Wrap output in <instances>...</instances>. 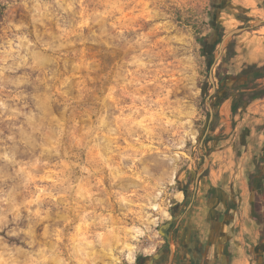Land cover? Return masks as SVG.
<instances>
[{"label": "rangeland", "instance_id": "1", "mask_svg": "<svg viewBox=\"0 0 264 264\" xmlns=\"http://www.w3.org/2000/svg\"><path fill=\"white\" fill-rule=\"evenodd\" d=\"M258 20L264 0H0V264H146L177 227L206 264H264V98L234 117L216 90L264 65Z\"/></svg>", "mask_w": 264, "mask_h": 264}, {"label": "trees", "instance_id": "2", "mask_svg": "<svg viewBox=\"0 0 264 264\" xmlns=\"http://www.w3.org/2000/svg\"><path fill=\"white\" fill-rule=\"evenodd\" d=\"M207 38L202 40L203 49ZM205 50V49H204ZM228 48V52L230 51ZM231 52V51H230ZM220 76V88L218 91L225 88L224 82L231 76L230 73L223 69L222 64L218 66L216 71ZM237 78H244L246 81L237 82L234 87L229 90V99H232L231 112L234 117L241 115L248 106L258 100L264 98V85L259 83L264 80V65L254 64L247 65L235 76ZM258 154L255 155L257 158ZM259 164V163H258ZM259 167V166H258ZM250 188L253 193L251 202V216L258 224L263 226L264 223V173L261 167L250 178Z\"/></svg>", "mask_w": 264, "mask_h": 264}, {"label": "flooded vegetation", "instance_id": "3", "mask_svg": "<svg viewBox=\"0 0 264 264\" xmlns=\"http://www.w3.org/2000/svg\"><path fill=\"white\" fill-rule=\"evenodd\" d=\"M208 41H206L205 45H204V49L206 51V56L209 59V50L211 47V45H209L207 43ZM226 50V49H225ZM211 55V54H210ZM219 74L216 72V78H217V86H216V90H219L220 88V82L218 81L219 78ZM234 87V85L232 86H225L224 90H226V92H229V90H231ZM217 92V91H216ZM220 92V91H218ZM217 204L214 206L215 210L217 211L216 214H220V216H225L227 215V210L229 207V203L228 201H224L222 199H220L219 201L216 202ZM222 206V209L220 211H218V208ZM217 216H215L214 221H217ZM221 220V217L219 218ZM221 224L223 223V221L220 222ZM179 235L178 237H176V247H175V253L174 256L172 258V253L171 250L169 249L168 251L166 250H156L153 254V256L150 259H146L145 262L146 264H206L207 262H205V258H206V251L204 250L205 248L203 247V244H201L200 242L202 241H198L196 242V252L199 254V258L198 257H193V255H191L188 251H187V244L185 243V240H183V236L181 235L180 229L179 227H177V230ZM177 233V232H176ZM171 246V243L170 245ZM170 248V247H169ZM208 254V253H207ZM205 255L204 258H202ZM220 256L222 257L221 260L219 261L218 259L213 263V264H224V260L223 258L226 257V253L223 249H221L220 251Z\"/></svg>", "mask_w": 264, "mask_h": 264}, {"label": "water", "instance_id": "4", "mask_svg": "<svg viewBox=\"0 0 264 264\" xmlns=\"http://www.w3.org/2000/svg\"><path fill=\"white\" fill-rule=\"evenodd\" d=\"M257 25H264V22L263 21H256L254 24H252L248 29H253L254 27H256ZM247 28H240V29H236V30H233L231 31L230 33H228L224 38L223 40L221 41V44H220V48H219V51H218V54L216 55V58L218 59L220 57V55L224 52V50L226 49L228 43L230 42V40L238 35L239 33H242L243 31H246ZM210 79L211 81L213 82V78H212V74L210 75ZM213 92H215V89L213 90ZM211 114H213V110L211 109ZM207 162V160H206ZM174 246V243L171 242V248H173ZM173 254V253H172Z\"/></svg>", "mask_w": 264, "mask_h": 264}, {"label": "bare ground", "instance_id": "5", "mask_svg": "<svg viewBox=\"0 0 264 264\" xmlns=\"http://www.w3.org/2000/svg\"><path fill=\"white\" fill-rule=\"evenodd\" d=\"M208 163V162H207ZM206 166H207V164H206Z\"/></svg>", "mask_w": 264, "mask_h": 264}]
</instances>
